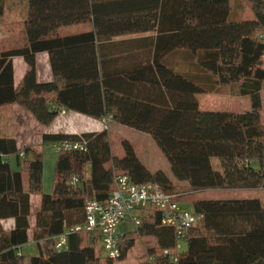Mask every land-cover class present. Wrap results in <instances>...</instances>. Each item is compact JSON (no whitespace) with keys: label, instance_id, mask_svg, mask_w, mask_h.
Returning a JSON list of instances; mask_svg holds the SVG:
<instances>
[{"label":"trees","instance_id":"1","mask_svg":"<svg viewBox=\"0 0 264 264\" xmlns=\"http://www.w3.org/2000/svg\"><path fill=\"white\" fill-rule=\"evenodd\" d=\"M246 8L250 19H242ZM90 20V31L59 34L62 26ZM22 22L24 44L0 51V106L18 104L44 126L70 110L147 133L176 181L150 172L127 141L125 156L113 157L106 129L58 131L42 134L41 145L84 140L86 147L56 154L53 186L44 193L42 149L0 138V264H116L140 237L155 239L147 254L154 264H264V204L258 198L186 196L207 189H264V0H27ZM138 33L150 35L111 40ZM41 52L52 71L48 82L36 76ZM13 57L26 66L16 88ZM204 93L248 98L250 109L200 110L196 96ZM3 155L13 156L15 167ZM116 174L183 192L177 200L191 202L203 215L185 232V251H176L175 230L154 208L141 211L135 230L118 238L116 259L98 254L94 233L68 232L84 223L88 200L108 199ZM179 182L187 188L178 190ZM7 219L13 220L10 229L2 225ZM60 235L65 245L58 250ZM26 244L35 252L21 253Z\"/></svg>","mask_w":264,"mask_h":264},{"label":"rangeland","instance_id":"2","mask_svg":"<svg viewBox=\"0 0 264 264\" xmlns=\"http://www.w3.org/2000/svg\"><path fill=\"white\" fill-rule=\"evenodd\" d=\"M22 0H12L10 9H7L4 14L1 15V19L8 22V26L13 27L16 33L19 29L22 28V18L24 12V2ZM10 3V2H9ZM15 7H14V5ZM2 6V5H1ZM4 15V16H3ZM253 17L252 12L249 8H246L245 13L242 19H250ZM82 26L85 24H72L63 26L60 28L59 32L67 33L66 31H79ZM65 31V32H64ZM14 42L17 45H23L24 40L20 37L17 40H6ZM261 66L264 67V56L261 59ZM199 104V109L203 111H214V112H244L250 109V101L248 98L241 97H230L227 95H219L215 93H204L198 94L196 96ZM95 119V118H94ZM260 119L264 122V91L261 92V109H260ZM61 121L64 123V126L68 127L65 123V120ZM62 123V124H63ZM77 132L82 131H95L106 129L109 133V142L112 156L117 159H122L125 156V150L122 145L124 141L129 142L131 145L135 146V155L142 162V164L150 171H162L164 172L171 180L176 181L170 171L169 163L157 146L154 139L147 133H143L132 129L128 126L118 124L112 121L106 123L99 121H91L88 124H75L72 125ZM63 126L56 120L52 124L53 130H62ZM71 127V126H70ZM67 132H72L70 129ZM72 127V128H73ZM77 128V129H76ZM33 136L31 139L25 141L23 146H32L34 148L42 149L43 153V185L42 192L48 193L51 191L53 186V177H54V161L56 158V153L49 149L48 145H41L40 137ZM22 158V157H21ZM13 159V158H12ZM14 160V159H13ZM12 163V161H11ZM212 163L215 167L218 166V161L216 158H212ZM178 190H185L187 187L184 182L176 183ZM188 200H203V199H227V198H242V197H252L257 196L262 201H264V190L257 188L256 190H246V189H207L195 191L186 195ZM32 211L37 206V201L33 199L31 201ZM184 207L189 210H192L191 202L183 203ZM5 229H8L9 224L2 223ZM33 225V216L30 217V226ZM120 233H125L128 231H134L135 226L128 221H123L118 226ZM31 243V240H29ZM99 245V246H98ZM97 245V252L101 257H106V253L100 244ZM152 246H155V239L152 237H140L135 240L133 247L127 252L126 257L117 262L116 264H146L148 249ZM186 249V242L182 239L178 240L177 252H183ZM35 252V247L31 244H26L21 247V253L32 254Z\"/></svg>","mask_w":264,"mask_h":264},{"label":"built area","instance_id":"3","mask_svg":"<svg viewBox=\"0 0 264 264\" xmlns=\"http://www.w3.org/2000/svg\"><path fill=\"white\" fill-rule=\"evenodd\" d=\"M108 120L105 117L102 122L106 123ZM48 147L56 154L73 150L84 151L86 142L84 140H60L50 143ZM19 156H23V151L19 152ZM114 186V190L105 202H98L95 199L88 200L84 209V223L68 230V232L85 230L99 236L100 247L103 248L108 258L116 259L119 256L117 242L123 234L118 230L121 222H131L136 228L140 223L141 211L147 208H154L159 212L161 222L175 230L178 240H183L185 232L203 217L202 214L187 209L182 202L177 200L183 192H166L158 183H134L125 174H116ZM63 245H65V235H60L56 248L60 250ZM177 247L178 242L176 249ZM163 252L166 254L168 251ZM147 257L146 264H154V256L147 255Z\"/></svg>","mask_w":264,"mask_h":264},{"label":"crops","instance_id":"4","mask_svg":"<svg viewBox=\"0 0 264 264\" xmlns=\"http://www.w3.org/2000/svg\"><path fill=\"white\" fill-rule=\"evenodd\" d=\"M22 1L24 2V12L22 14L25 16L26 10H27V0H22ZM11 2L12 0H0V4L2 5L0 9V51L9 49L14 46H18L14 42L6 41V40H17L20 37H22V39L24 40L23 26L16 33L13 27V23H12V26L9 27L7 25L8 22L6 23L5 21L1 19V15L4 14L7 9H10ZM24 16L22 18V21L24 19ZM83 24H85V26H82V28L79 31H66L67 33L59 32V34L62 36H66V35H72V34H77V33H82V32H87V31L92 30L93 25H92L91 20L86 21ZM60 28H59V31H60ZM147 35H150V34L148 33L128 34V35H123L119 37H114L111 40H144V38ZM131 43H135V42H131ZM12 65H13L14 87L16 88L22 79L26 66L21 57H13ZM36 76H37V80L40 82H48L52 80V71H51L49 61H48V54L46 52H41L36 55ZM59 112L60 113H58V115L56 116V119L50 125L44 126V125H40L39 123H37L35 119L33 118L32 114L28 112L27 110H25L20 105L15 104V103L2 105L0 106V138H13L15 140L17 147H19V146L25 145V141L31 139L35 135L41 138L42 134L48 133V132L50 133L58 132V131L67 132L70 126H71L70 129H72V132H77L75 128L72 126L75 124V121L79 125L88 124L92 120L99 121V119H94L90 116H87L85 114L75 112V111L63 110ZM61 119L65 120V123L68 125V127H66V125L64 126V123L61 121ZM56 120L63 126L62 128L64 129L62 130L52 129V124L56 122ZM3 157L8 158L10 162L12 161L11 164L13 167H15L14 160L12 159L13 156L3 155ZM256 189L257 188L246 189V190L251 191V190H256ZM242 198H252V197H242ZM255 198H258V197L255 196ZM31 199L32 200L35 199L38 202L39 195L32 196ZM258 199L261 201L262 204H264V201H262L260 198ZM3 222L9 224L8 229H10L13 226V220L11 219L4 220Z\"/></svg>","mask_w":264,"mask_h":264},{"label":"clouds","instance_id":"5","mask_svg":"<svg viewBox=\"0 0 264 264\" xmlns=\"http://www.w3.org/2000/svg\"><path fill=\"white\" fill-rule=\"evenodd\" d=\"M102 120V119H101Z\"/></svg>","mask_w":264,"mask_h":264}]
</instances>
